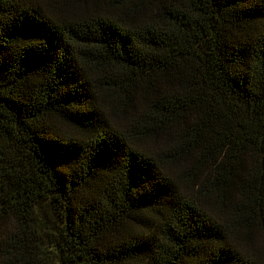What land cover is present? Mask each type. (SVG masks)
<instances>
[{"label": "trees", "instance_id": "1", "mask_svg": "<svg viewBox=\"0 0 264 264\" xmlns=\"http://www.w3.org/2000/svg\"><path fill=\"white\" fill-rule=\"evenodd\" d=\"M0 264H264V0H0Z\"/></svg>", "mask_w": 264, "mask_h": 264}]
</instances>
